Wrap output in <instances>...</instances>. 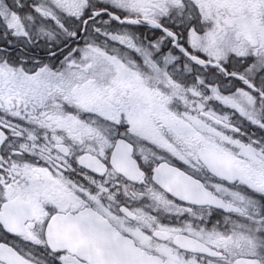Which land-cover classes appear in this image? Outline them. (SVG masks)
Returning <instances> with one entry per match:
<instances>
[{
  "label": "snow or ice",
  "instance_id": "1",
  "mask_svg": "<svg viewBox=\"0 0 264 264\" xmlns=\"http://www.w3.org/2000/svg\"><path fill=\"white\" fill-rule=\"evenodd\" d=\"M0 264H264V0H0Z\"/></svg>",
  "mask_w": 264,
  "mask_h": 264
}]
</instances>
